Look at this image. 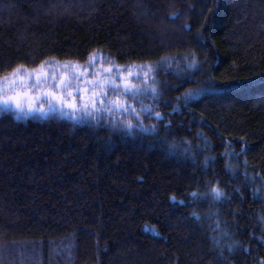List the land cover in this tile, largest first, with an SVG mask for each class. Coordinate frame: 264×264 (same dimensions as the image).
Listing matches in <instances>:
<instances>
[{"label": "trees", "instance_id": "16d2710c", "mask_svg": "<svg viewBox=\"0 0 264 264\" xmlns=\"http://www.w3.org/2000/svg\"><path fill=\"white\" fill-rule=\"evenodd\" d=\"M96 51L155 74L163 119L0 113V264H261L264 0H0V76Z\"/></svg>", "mask_w": 264, "mask_h": 264}, {"label": "flooded vegetation", "instance_id": "af4514ba", "mask_svg": "<svg viewBox=\"0 0 264 264\" xmlns=\"http://www.w3.org/2000/svg\"><path fill=\"white\" fill-rule=\"evenodd\" d=\"M96 51L90 54L83 62H58L54 63L47 61L43 64L49 63L50 68L47 69L46 75H44L39 81H31L29 83L32 91L40 93V101L38 106L42 105L45 113L53 117L61 118L68 123H74L77 120H81L80 123H86L89 125H95L96 119L89 117L83 110L84 104H88L91 108V96L93 92H100L113 87L114 84L122 85L126 83L132 74L130 66L121 67L116 64L107 54ZM98 54H102L98 56ZM95 59H91L92 57ZM112 71H106L109 68ZM129 69V71H128ZM63 79L64 86L60 87V81ZM111 81L112 83H104ZM122 83V84H120ZM116 88V87H115ZM49 91H55L57 94L64 93L65 102L61 104L58 101L52 100L47 93ZM69 92L72 93L69 96ZM49 103L56 105L55 111H48ZM69 103H75L78 105L77 109L68 107ZM21 116V115H20ZM85 117V119H84ZM83 118V119H82ZM76 120V121H77ZM94 120L96 122H92Z\"/></svg>", "mask_w": 264, "mask_h": 264}, {"label": "snow or ice", "instance_id": "6c2138e0", "mask_svg": "<svg viewBox=\"0 0 264 264\" xmlns=\"http://www.w3.org/2000/svg\"><path fill=\"white\" fill-rule=\"evenodd\" d=\"M91 59H95V57L93 56ZM195 64V62H193V64L189 65L190 67L193 66ZM18 69L14 70V71H17ZM106 71H112V68L110 67L109 69H107ZM40 74H37V81L40 80ZM2 79V78H0ZM104 83H112L111 81H108V82H104ZM64 86V81L63 79L60 81V87H63ZM208 86H211L210 83ZM113 87H119L118 84H114L113 83ZM151 88V92L153 94V97L154 99L157 98L159 96V90L156 88V87H153V86H149ZM132 88L134 89L135 86L133 85ZM147 91L148 89H144L143 90V94H147ZM124 92L125 94H127L129 92V86L127 84H125L124 86ZM142 94L139 90H136V91H133L132 92V95L135 97L137 95H140ZM47 95L54 101H58L60 102L61 104H63L65 102V97H64V93L61 92L60 94H57L55 91H49L47 93ZM69 96L72 95L71 92H69L68 94ZM108 96V91L107 90H102L100 92H93L92 93V96H91V108H89V105L86 103L84 104L83 106V110L84 112L89 116L91 117L92 119H96L97 122L99 121V118L100 116H102L105 112L109 115L112 114V112L114 110H116L117 108H122L124 111H128L129 109L131 111H133L136 115L137 118H140L141 117V112L140 111H136L135 109V106L134 105H120L119 104V100L117 98L116 101H107L105 98ZM16 101V108L20 111H23V108L21 106V104L19 103L18 99L16 97H3V96H0V105H2L5 109H8L11 107V104L13 101ZM97 105H99V107H97ZM111 105V106H109ZM68 107L69 108H72V109H77L78 108V105L75 104V103H69L68 104ZM31 108V106H30ZM56 109V105L54 103H49V107H48V111H55ZM142 110H146V111H149L150 115L152 114L151 113V106H146L144 109ZM41 111H43V109H41ZM99 114V116L97 115ZM154 116L160 120V119H163L162 117V114L160 112H155L154 113ZM110 123L112 124V126L114 128L116 127H119L121 128V130H125V131H128V132H132L134 130V128L136 127H139L140 129L144 130V131H148L149 128L148 126L144 125L143 124V120L140 119L139 120V123L138 124H133V122L131 120H121L119 122V124L115 121V120H112L110 121ZM159 127V125L157 124H153L151 125V131L152 132H156L157 128ZM189 144L191 142H188ZM172 147H175V145L173 144ZM188 149H185V151H187ZM227 155V153H225ZM208 159L209 158H205V164L208 163ZM226 167L228 168H231V164H227ZM253 181H255V176L253 177ZM208 187L206 188V190L204 192H199V191H195V192H192L190 193L191 197H193V199H200V198H211L213 201H218V200H221L223 199L225 196H226V193L224 192L223 188H221L219 186L220 182L217 181V183L215 185L212 184L211 180H209L208 182ZM197 187H199V185H197ZM261 190H264V187H262V189H254V191H261ZM172 199L175 201L176 200V197L173 196ZM181 204H184L185 201L181 200L180 201ZM192 215L196 218V219H200V214L198 212H195L193 211ZM218 215V214H217ZM220 221L217 220L216 221V228L219 229L220 228ZM222 231V235H229V233H227L226 231ZM238 242L234 241L233 244H230L229 245V248L231 249L233 247L234 244H236ZM261 264H264V261L261 262Z\"/></svg>", "mask_w": 264, "mask_h": 264}, {"label": "rangeland", "instance_id": "374dc122", "mask_svg": "<svg viewBox=\"0 0 264 264\" xmlns=\"http://www.w3.org/2000/svg\"><path fill=\"white\" fill-rule=\"evenodd\" d=\"M102 54H98V56ZM147 68L148 67L139 66V65L130 66V71L132 75L128 79H126L127 80L126 83H123V84L120 83L122 85H119V87L110 88L108 92V96L105 98L107 101H116L118 98L120 105H125V104L129 106L134 105L136 111L141 112V117L137 118L135 113L131 111L130 109L128 111H124L122 108H117L116 110L112 112L111 115L105 112L102 116H100L99 121L97 123H106V124L112 125L110 123V121L112 120H115L118 124L121 120H125V121L131 120L133 124L135 125L139 123L140 119H142L143 124L148 126V128H150L151 125L156 124V120L158 119L154 116L153 112L156 111V103L160 99L162 94L161 92H159V96L154 99L153 94L151 92V88L149 86L157 87L156 76L149 68L148 69ZM125 84L129 86V92L127 94H125L124 92ZM133 85L135 86L134 89L132 88ZM146 88L148 89L147 94H143V90ZM136 90H139L142 94L134 97L132 95V92ZM146 106H151V113H152L151 115L149 111L142 110ZM97 107H99V105H97ZM97 115L99 116V114ZM33 116H35L36 119H40L42 117V115L40 114L32 115L30 117H33ZM21 118H24V117H21ZM76 118L78 119L79 117H76ZM49 119H58V118L50 116ZM76 120L74 121L76 123H80L81 121V120H77V121ZM90 121L96 122L94 120H90ZM115 130L124 131L126 133H134L141 129L139 127H136L134 128L132 132H128L125 130H121V128L119 127H116Z\"/></svg>", "mask_w": 264, "mask_h": 264}, {"label": "water", "instance_id": "95a60500", "mask_svg": "<svg viewBox=\"0 0 264 264\" xmlns=\"http://www.w3.org/2000/svg\"><path fill=\"white\" fill-rule=\"evenodd\" d=\"M51 62L58 63L57 61ZM121 67L123 68L125 66L121 65ZM49 68V63L41 64L34 68L20 67L17 68V71L13 70L0 76V78H2L0 79V96L5 98L16 97L23 108V111L18 110L15 106L16 101L14 100L11 107L8 109H5L0 105V113H8L16 116L21 115L25 117L45 113L43 106H38V102L41 98L40 93L33 92L29 83L32 80L37 81V74H40V77L42 78L46 75L47 69ZM41 109H43V111H41Z\"/></svg>", "mask_w": 264, "mask_h": 264}, {"label": "bare ground", "instance_id": "6f19581e", "mask_svg": "<svg viewBox=\"0 0 264 264\" xmlns=\"http://www.w3.org/2000/svg\"><path fill=\"white\" fill-rule=\"evenodd\" d=\"M159 111V110H158Z\"/></svg>", "mask_w": 264, "mask_h": 264}]
</instances>
